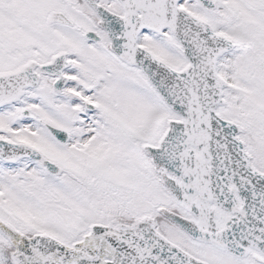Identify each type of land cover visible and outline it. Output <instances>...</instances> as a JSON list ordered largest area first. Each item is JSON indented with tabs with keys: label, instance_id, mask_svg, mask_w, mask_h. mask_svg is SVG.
Listing matches in <instances>:
<instances>
[{
	"label": "snow or ice",
	"instance_id": "6c2138e0",
	"mask_svg": "<svg viewBox=\"0 0 264 264\" xmlns=\"http://www.w3.org/2000/svg\"><path fill=\"white\" fill-rule=\"evenodd\" d=\"M0 264H264V0H0Z\"/></svg>",
	"mask_w": 264,
	"mask_h": 264
}]
</instances>
